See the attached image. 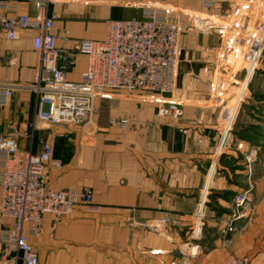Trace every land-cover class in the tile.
Segmentation results:
<instances>
[{"label":"crops","instance_id":"1","mask_svg":"<svg viewBox=\"0 0 264 264\" xmlns=\"http://www.w3.org/2000/svg\"><path fill=\"white\" fill-rule=\"evenodd\" d=\"M134 1H63L52 8L57 45L65 44L67 29L72 40H103L108 19L141 17ZM169 1L176 7L171 18L181 21L183 31L177 89L167 100L181 104V118L158 116L161 100L146 92L118 91L98 99L85 126L40 119L38 98L30 90L16 91L0 105V132H33L20 145L35 152L44 142L52 145L62 166L49 168L48 186L89 187L100 207L94 212L78 205L55 228L53 215L45 214L43 232L29 235L39 264H226L231 252L264 264V56L238 105L247 80L246 71L237 70L243 50L236 43L224 46L217 31L191 27L189 14L207 11L200 0ZM232 2L218 0L216 12ZM11 5L0 13H36L31 2L11 0ZM262 11L264 0H258L238 22L253 24ZM36 34L19 29L9 40L0 32V82L32 83ZM87 67L88 57L79 55L68 79L80 81ZM247 189L256 213L228 247L220 232L236 194ZM161 218L170 219L162 232L140 225ZM199 221L203 235L194 240L191 229Z\"/></svg>","mask_w":264,"mask_h":264},{"label":"built area","instance_id":"2","mask_svg":"<svg viewBox=\"0 0 264 264\" xmlns=\"http://www.w3.org/2000/svg\"><path fill=\"white\" fill-rule=\"evenodd\" d=\"M33 3L36 13L8 16L0 13V32L9 40L17 31L35 30L33 48L37 54L35 74L31 84L0 82V105L16 91L30 90L38 98V117L53 124L85 126L92 122L95 103L118 91L146 92L160 98L157 115L181 118V104L167 100L177 89V74L181 47L179 37L183 31L180 20L171 18L176 7L169 0H135L141 17L108 19L103 40H72L70 30H65L63 46L57 45L53 33L57 15L52 8L65 0H24ZM206 12L189 14L191 27L200 32L217 31L224 46L243 50L237 70L246 71L238 105L247 89L248 79L257 71L264 56V11L254 23H239L238 17L249 12L258 0H233L226 11L216 12L218 0H200ZM12 7L11 0H0V8ZM14 7V6H13ZM71 42L73 45L71 46ZM88 57V67L80 81L68 79V70L75 67L79 55ZM118 123L127 127L129 121ZM230 129L228 126L227 131ZM186 132V130H184ZM23 137L33 138L18 128L0 132V264H39V254L29 241V235L43 232V217L53 215V228L71 214L78 205L98 212L93 190L52 189L47 183L51 166L61 167L53 157L49 142L35 152L20 145ZM255 197L251 189L238 192L233 209L220 232L229 247L231 236L245 229L255 212ZM6 220L12 222L7 223ZM169 218L140 224L154 232H162ZM202 223L196 222L191 238L200 240ZM195 249H200L198 244ZM226 264H254L249 256L231 252Z\"/></svg>","mask_w":264,"mask_h":264},{"label":"rangeland","instance_id":"3","mask_svg":"<svg viewBox=\"0 0 264 264\" xmlns=\"http://www.w3.org/2000/svg\"><path fill=\"white\" fill-rule=\"evenodd\" d=\"M255 213H256V210H255V212H254V215H253V217H252V220H253V218H254V216H255ZM252 220H251V221H252Z\"/></svg>","mask_w":264,"mask_h":264}]
</instances>
